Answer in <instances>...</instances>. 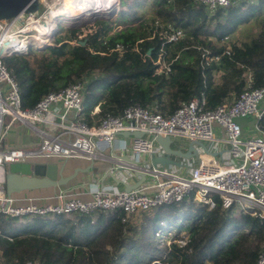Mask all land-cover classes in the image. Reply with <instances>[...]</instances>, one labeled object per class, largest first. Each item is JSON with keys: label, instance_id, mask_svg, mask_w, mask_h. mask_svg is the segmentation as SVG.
<instances>
[{"label": "trees", "instance_id": "trees-1", "mask_svg": "<svg viewBox=\"0 0 264 264\" xmlns=\"http://www.w3.org/2000/svg\"><path fill=\"white\" fill-rule=\"evenodd\" d=\"M117 1V16L96 20L98 29L81 41L78 35L85 28L64 35L59 30L51 46L4 59L24 109L93 73L84 95L89 124L120 116L131 105H156L163 116H170L181 102L200 95L205 109L211 110L232 103L246 89L263 86L264 0H238L214 13L193 0ZM156 23L183 34V39L162 48L168 72L157 73L154 64L161 44L151 39ZM118 46L121 53L115 50ZM95 107L98 111L91 116ZM260 125L264 133V117ZM214 200L212 210L191 197L158 206L142 217L99 211L25 218L22 226L16 222L21 218L0 214V261L255 264L264 246V218L224 210L219 199ZM180 236L187 238L184 246L175 242Z\"/></svg>", "mask_w": 264, "mask_h": 264}, {"label": "built area", "instance_id": "built-area-1", "mask_svg": "<svg viewBox=\"0 0 264 264\" xmlns=\"http://www.w3.org/2000/svg\"><path fill=\"white\" fill-rule=\"evenodd\" d=\"M37 1L38 12L20 14L9 21L0 20V44L4 42L2 39L13 35L17 41L26 42L25 51L30 47L35 36L31 26H40L46 15L59 8L60 2ZM193 1L205 10L214 12L231 7L238 0ZM87 34L91 32L83 30L78 40L81 41ZM151 39L161 41L157 61L163 63L160 72H168L163 62L162 48L167 43L183 39L182 32L172 29L170 25L161 27L156 23ZM115 50L122 52L119 46ZM94 78L92 74L61 91L48 93L33 108L24 109L17 82L2 63L0 55V143L16 123L28 127L39 140L30 150L0 152V167L4 163H25L30 159L42 158L93 161L97 158L100 144L113 147L122 133L144 134L130 140L129 152L136 160L149 161L153 156L164 155L162 147L155 141L158 136L169 138L172 144L179 141L175 149L189 142L202 143L204 149L196 146L197 158L179 159V167L153 169L150 175L146 174L145 182L136 191L126 193L102 189L94 192L88 201L69 197L65 191H60L55 197L56 203L41 205L29 200L17 204L14 197H6L0 181L1 215L7 218H32L121 211L140 217L158 206L179 203L191 197L212 210L216 204L214 198L217 197L224 210H233L235 203L239 202L242 212L264 218V133L260 125L264 117V84L260 88L246 89L232 103L211 110L205 109V98L200 95L181 102L170 116H163L156 105H131L120 116L108 115L89 124L85 121L84 95L87 85ZM95 113L92 111L91 116ZM247 119L255 121L251 132L257 134L256 138L244 136L239 122ZM214 127L223 131L222 137H213ZM145 170H149V164ZM127 173H119L123 176L119 180L125 184H129L128 176L133 175L131 171ZM5 205L8 206L3 209ZM186 241V237L182 240L175 238L179 246H184ZM255 264H264V248Z\"/></svg>", "mask_w": 264, "mask_h": 264}, {"label": "water", "instance_id": "water-1", "mask_svg": "<svg viewBox=\"0 0 264 264\" xmlns=\"http://www.w3.org/2000/svg\"><path fill=\"white\" fill-rule=\"evenodd\" d=\"M38 3L36 0H0V20H10L20 14H28L37 11ZM116 15V12H112L104 20H112ZM96 20L84 21L83 25L87 23L93 24ZM79 27V26H78ZM144 134L140 132L135 133H122L121 136L126 138L133 137L138 139ZM157 144H159L163 151V156H153L149 161L147 160H134L131 161L129 157H124V161L128 166L117 165L118 173L127 174V171H131L133 175L139 178L138 182L130 185L125 184L119 179L114 178L116 185H121L124 192L136 191L141 184L146 180V174L150 175L153 169L168 168L171 166L179 167V159L189 160L197 158L196 146L204 149V145L199 142H189L182 146V148L175 149L172 147V141L169 138H162L160 136L155 138ZM149 164V170H145V166ZM92 168V165H91ZM65 165L58 166L56 164H42L36 161H28L25 163H10L3 164L0 167L1 170V182L4 193L7 198H11L15 195H19L24 192H32L43 189H53L67 187L68 183L75 179L78 173H87L88 170L75 169L73 174L64 177L63 172ZM106 177H111L108 173ZM8 205H5L3 209H6Z\"/></svg>", "mask_w": 264, "mask_h": 264}, {"label": "crops", "instance_id": "crops-1", "mask_svg": "<svg viewBox=\"0 0 264 264\" xmlns=\"http://www.w3.org/2000/svg\"><path fill=\"white\" fill-rule=\"evenodd\" d=\"M93 111L97 112L98 108L95 107ZM247 123L250 124L251 128ZM254 123V119H247L239 122L241 128L244 130V136L247 125L249 126V129H252ZM17 124L6 133L5 141L2 146L3 152L12 149L30 150L39 142L32 130L25 125ZM213 132L215 137L223 136V131L218 127H214ZM130 140L131 137L126 138L121 136L115 140L114 146L110 148L104 144H100L97 151V158L93 161L85 159L61 161L58 158L30 159V161H36L42 164H56L58 166L65 165L63 172L64 177L72 175L73 171L77 168L82 170L87 169L88 172L78 173L75 179L70 181L65 188L24 192L13 197L17 200V204H23L32 200L33 202L42 205L56 203L55 197L60 191H65L66 195L69 197L79 198L83 201L90 200L92 194L98 190L103 189L114 192L123 191V187L121 185H116L113 179H123V176H121L122 174H119L117 171V165L126 166L127 162L124 161V157H129L131 161L136 160L129 152ZM108 173L111 174L112 178L106 177ZM138 180L139 179L134 175H129L127 178V182L130 185L137 183Z\"/></svg>", "mask_w": 264, "mask_h": 264}, {"label": "bare ground", "instance_id": "bare-ground-1", "mask_svg": "<svg viewBox=\"0 0 264 264\" xmlns=\"http://www.w3.org/2000/svg\"><path fill=\"white\" fill-rule=\"evenodd\" d=\"M116 6L117 5L115 0H60L59 8H56L55 11H52L51 13L46 15L45 19H42V24L40 26L37 25L31 26L32 33H34L36 37H34L33 42L26 51L24 50L25 48L24 44L26 42L17 41V39L13 35H8L4 39H2L4 40V42L0 44L1 45L0 55H2V63L4 64V59L7 57L24 55L28 53L29 50L31 49L35 51H40L45 49L46 47L51 46L54 40V36L59 31L58 25H62V27L66 28L67 26L70 27L71 25L82 24L84 23V21L101 19V18L104 20L105 16H108L109 14L112 13L111 11L113 10L112 7H114V11H115ZM38 11H39V4L37 11L32 13H36ZM32 13H28V14H32ZM9 74L11 75L10 72ZM4 139L5 136L2 138V141L0 143V152H3L1 148L3 146ZM0 174H1V170H0ZM0 181H1V177H0ZM1 191H0V195L2 194Z\"/></svg>", "mask_w": 264, "mask_h": 264}, {"label": "rangeland", "instance_id": "rangeland-1", "mask_svg": "<svg viewBox=\"0 0 264 264\" xmlns=\"http://www.w3.org/2000/svg\"><path fill=\"white\" fill-rule=\"evenodd\" d=\"M115 2H116V8H115V11H114V7H112V9L113 10H111L112 12H116L117 11V9H118V1L117 0H115ZM207 11V10H206ZM208 13H214V12H209V11H207ZM117 14L118 13H116V15H115V17L117 16ZM110 15V14H109ZM108 15V16H109ZM105 17H107V16H105ZM114 17V18H115ZM113 18V19H114ZM83 24V23H82ZM82 24H79V25H77V24H75V25H71L70 27L69 26H67L66 28L65 27H62V25H58L59 26V30H60V32H63V31H67V30H70V29H74V30H76V31H79V30H81V28L83 29V28H85L87 31H91V33H94L95 32V30H97L98 29V25L96 24V22H95V24H89V23H87L86 25H83V27H81L80 25H82ZM79 26V27H78ZM65 34V32H63L61 35H64ZM79 34V33H78ZM56 36V35H55ZM54 36V37H55ZM34 37H36V36H34ZM155 64V67H156V72L157 73H160V71H162L163 70V63L162 62H158V61H156V63H154ZM93 74H96V73H93ZM248 124V123H247ZM18 125V124H17ZM249 126H250V124H248ZM247 125V127H246V129H245V136L247 137V138H256L257 137V134L256 133H254V132H251L252 131V129H249V126ZM250 128H251V126H250ZM213 137H215V134H213ZM5 141V140H4ZM4 141H3V143H4ZM178 142L179 141H175V142H173V144H172V146L174 147L175 145H177L178 144ZM2 149V148H1ZM196 202V201H195ZM199 203V202H198ZM241 210H242V205L239 203V202H236L235 203V205H234V208H233V211L235 212V213H239V212H241ZM69 216V215H68ZM68 216H66V217H68ZM71 216V215H70ZM54 216L53 215H49V216H47V218H53ZM138 217V216H137ZM142 217V216H141ZM7 218V217H6ZM28 220L27 219H25V218H21L20 220H17L16 222H17V224H19L18 226H22V224H24V223H26ZM136 221L139 223V219H136ZM10 230H12L11 228H10ZM184 232V231H183ZM182 232V233H183ZM181 233V234H182ZM178 238H181V236L180 237H178ZM160 243V245H161V247H163L165 244H166V241L165 240H163V241H160L159 242ZM263 248H264V246H263ZM262 251V250H261ZM260 254V253H259ZM0 264H1V261H0Z\"/></svg>", "mask_w": 264, "mask_h": 264}]
</instances>
